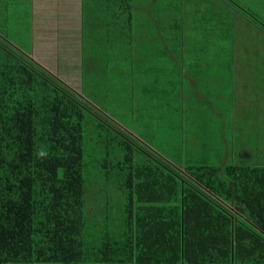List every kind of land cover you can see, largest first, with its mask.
Wrapping results in <instances>:
<instances>
[{
    "label": "trees",
    "instance_id": "1",
    "mask_svg": "<svg viewBox=\"0 0 264 264\" xmlns=\"http://www.w3.org/2000/svg\"><path fill=\"white\" fill-rule=\"evenodd\" d=\"M235 7L264 35V22ZM130 9L127 1L122 21ZM192 18L190 38L203 30ZM180 27L170 30L179 36ZM172 43L161 56L178 55ZM1 52L0 264H264V158L258 150L249 162L231 158L236 124H227L225 100L211 103L208 121L222 143L234 129L232 144L220 148L227 160L176 166L134 133L132 99L121 115L103 112L0 40ZM197 54L175 61L201 67L211 58ZM155 89L161 108H139L152 109L150 123L168 107L182 116L181 89Z\"/></svg>",
    "mask_w": 264,
    "mask_h": 264
},
{
    "label": "rangeland",
    "instance_id": "2",
    "mask_svg": "<svg viewBox=\"0 0 264 264\" xmlns=\"http://www.w3.org/2000/svg\"><path fill=\"white\" fill-rule=\"evenodd\" d=\"M149 1L137 0L139 10L131 9L132 16L135 17L131 29L134 40H128V47L136 45L135 38L139 35L140 53L146 55L139 56L138 67H131V65L120 67L122 59L125 63H129L131 59H127L129 58L127 56L120 59L117 54L109 55L112 54V49L110 50L107 46L105 48L107 63L102 57H98L97 61H88L86 56L84 67L81 69L78 67L79 79H68L64 67H62V75L58 74L55 77L64 81L67 86L79 92L85 100L106 113L116 111L117 115H121L125 106L124 101L132 99L136 114L133 122L134 133L143 137L152 149L157 150L176 166L192 163L214 166L223 159L227 160L220 152H222L221 149L232 144H228V141L234 138V129L227 128V132L225 131L227 135L222 143L221 138L217 141V136L213 133L208 121L215 110L211 103L217 99H223L229 104V108H225L231 118L227 120V124H231L232 128V117L235 118L236 124L237 142L235 147L234 145L230 147L233 149L231 158L237 163L249 162L256 157L257 150L264 158V36L254 26H248L241 17V10L235 7L247 9L262 23L264 22V0H231L235 6L227 0H209L207 3L201 1L200 23L210 26L217 24L221 29L220 37L227 39L225 42L228 41L230 29L234 30L233 44L236 46L234 53L229 52L228 57L225 54L221 57L222 63H218L219 60L216 59L214 60L216 65L209 67H190L189 64L188 67H181L175 61V57L178 60L180 56L174 55L168 59L160 55L161 51L148 49V45L152 44L147 40L148 36L157 32L153 23L161 20V16L164 15L169 22H167L168 32H171L170 25L175 21L184 23L194 16L191 14L195 12L196 6L198 9L199 1L159 0L157 4L160 6L159 9L150 8L147 3ZM210 12H213V15ZM215 12H218L219 16L218 14L216 16ZM147 13H151L152 16H148ZM100 18L107 21L110 19V17H104L102 13ZM237 18L243 21H238ZM115 29L116 27L111 29L110 35H115ZM232 58L235 60V66L227 65L225 61H230ZM36 59L43 68L54 67L49 57L42 56ZM52 60L66 65V56L54 57ZM134 68L137 69V77H135ZM174 69H176L175 72H170ZM179 75L189 77L185 80L183 87L179 80L167 85L171 78ZM62 76L65 79H62ZM173 86H178L181 92L184 91L181 97L184 102L182 116L178 118V115L172 113L173 109L170 111L168 107V111L165 109L164 112L162 109L155 110L154 115L157 116V120L153 119L150 123L149 114L152 109L143 113L139 111V108H143V104L153 107L155 103L161 108L164 98L158 92L159 89L155 88L167 90ZM115 117L116 115L113 119ZM125 118L123 123L127 125Z\"/></svg>",
    "mask_w": 264,
    "mask_h": 264
},
{
    "label": "crops",
    "instance_id": "3",
    "mask_svg": "<svg viewBox=\"0 0 264 264\" xmlns=\"http://www.w3.org/2000/svg\"><path fill=\"white\" fill-rule=\"evenodd\" d=\"M127 1L131 3V9L137 10L139 8L137 0H0V40L27 55L37 64L36 57H49L54 67L44 68L52 75L58 76V74L62 75V67H64L68 79H79L80 70L78 67L80 69L84 67L85 57H88V61H93L92 57L106 56L105 48L107 46L110 50L112 49V54L109 55L117 54L120 59L127 56L129 57L127 59H131L129 62L131 67H138L139 56L145 55V53H140L139 35L135 38L136 45L128 47V40H134L131 31L132 23L135 21L134 15L129 22L120 19L123 5ZM158 1L150 0L147 3L150 8L159 9ZM198 1V9L196 6L195 12L191 15H194L192 18L194 28L198 30L200 26L203 29L199 36L190 38L192 36L187 22L181 23L179 36L168 32L167 18L162 15L161 20L153 23L157 32L150 34L147 38L152 43L148 45L151 47L149 49L161 51L164 54L166 48L170 50V46L175 45L172 42L176 41L180 46L178 55L184 57L186 50L193 49L194 52L199 53L197 56L211 57L209 61L205 62L206 65L210 66L216 65L214 60L218 59L217 56L221 52H225L227 57L229 51L234 53L236 48L233 44L234 30L230 29L228 38L230 41L227 44V42L225 43L227 39L218 35L220 28L217 24L210 26L200 23L202 19L201 1L207 3L209 0ZM100 13L104 17H110V19L108 21L101 20ZM210 13L213 15V12ZM216 14L218 12H215ZM147 15L152 16L151 13H147ZM115 27V35H110L111 29ZM62 56H66L65 66L60 61L54 62L52 60L54 57ZM183 62L178 64L185 67ZM197 62L198 60L189 62V66L197 67ZM225 63L235 66L233 58L230 61L226 60ZM198 64L201 67H206L203 61ZM124 65L126 63L122 59L120 67H124ZM173 71L175 72L176 69ZM134 72L135 77H137V69L134 68ZM62 77L65 79L64 76ZM177 77L172 78V80L179 79L182 87L185 80L189 79L183 75ZM183 93L184 91L181 92V97Z\"/></svg>",
    "mask_w": 264,
    "mask_h": 264
}]
</instances>
